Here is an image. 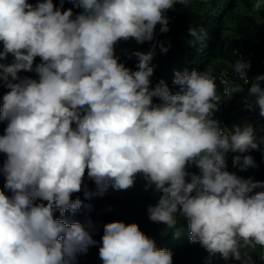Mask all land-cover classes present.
I'll list each match as a JSON object with an SVG mask.
<instances>
[{"label":"clouds","instance_id":"clouds-1","mask_svg":"<svg viewBox=\"0 0 264 264\" xmlns=\"http://www.w3.org/2000/svg\"><path fill=\"white\" fill-rule=\"evenodd\" d=\"M65 2L0 0V87L8 89L0 98V176L11 193L0 190V264H76L97 242L82 223L55 213L84 206L73 194L127 190L137 175L157 198L147 208L151 222L175 229L180 217L189 240L210 257L255 264L242 249H264V181L230 172L227 157L234 154L240 171L255 168L245 153L262 151L264 137L252 124L228 131L214 118L244 87L222 81V97L216 77L195 68L174 72L176 92L163 79L152 86L156 48L170 47L156 40L157 25L167 33V13L191 0H67V9ZM262 9L264 0H256L253 11ZM203 32L188 28L190 46ZM129 40L150 42L131 53L135 68L116 55ZM250 67L234 62L254 97L245 107L264 118V75L250 80ZM99 257L103 264H173L169 249L122 221L103 225Z\"/></svg>","mask_w":264,"mask_h":264},{"label":"trees","instance_id":"trees-1","mask_svg":"<svg viewBox=\"0 0 264 264\" xmlns=\"http://www.w3.org/2000/svg\"><path fill=\"white\" fill-rule=\"evenodd\" d=\"M242 1V0H241ZM34 3L35 0H29ZM58 4L59 0H54ZM242 2L240 0H191L188 7L176 4L174 10H170L167 15L171 17L169 31L167 33L159 32L157 25L156 40L162 42L165 47H169L167 53H162L160 48H156V55L152 61L156 65L154 74L151 77L154 87L163 79L169 88L176 92L178 86L173 84L174 72L188 69H197L198 71H207L216 77L217 92L219 86L217 82L218 71L227 66V62L232 61L231 51L233 48L241 50L246 60L253 62L255 58L264 51V24L259 23L257 18L250 13L241 12ZM65 9L72 8V4L67 0ZM74 13L79 9H73ZM203 28L202 42L190 46L188 43L192 38L189 37L188 28ZM150 42L138 44L135 40L120 41L116 45V55L120 61L130 68H135L136 58L131 53L147 51ZM2 50V45H0ZM12 59L8 57V62ZM39 63V58H36ZM20 75L31 76L35 78L34 73H24ZM257 75H264L261 72ZM244 91L235 94L236 103L226 114V122L232 129L233 125L241 127L252 124L255 127L257 138L264 137V118L259 116V109L255 111L245 107V98L248 102L253 99L248 97L247 88ZM264 87V81H261ZM8 89L0 87V98ZM5 123H0V135L3 134ZM261 150L264 151V144H261ZM252 150L246 155H251L255 162V168H249L246 171H240L238 167H233L232 157L234 154H228L227 164L230 172L236 173L243 178L251 177L254 180L264 181V152ZM5 159L0 154V165ZM190 172L199 174V170L192 166ZM88 189L95 192V185L91 181H85ZM4 178L0 176V190H4L6 195H11L3 188ZM260 189H257V191ZM79 197L83 201L81 209L75 213H66L61 217L59 212L55 213L56 218L65 219L69 222H80L92 234L97 242L95 246H90L86 254H78L76 264H103L99 257V248L101 246V237L103 235V225L112 221H122L126 224L137 223L142 232L152 238L154 229H159V233L153 239L157 247L167 248L173 254V264H240L234 259L224 260L219 254L210 257L209 253L197 242L192 243L189 240V231L186 222L177 217V226L175 229H167L163 224L153 223L148 219L147 208L149 205H155L157 198L151 190H145V180L143 176L137 175L134 186L127 190H117L111 186L106 192L100 195H93L88 198L84 193L73 194L72 199ZM91 206V207H89ZM258 253L248 252L252 256L255 264H264V249L256 246Z\"/></svg>","mask_w":264,"mask_h":264},{"label":"built area","instance_id":"built-area-1","mask_svg":"<svg viewBox=\"0 0 264 264\" xmlns=\"http://www.w3.org/2000/svg\"><path fill=\"white\" fill-rule=\"evenodd\" d=\"M231 57L232 61L230 62L229 66L222 67L217 74V82L219 86V95L223 97L224 89L226 87L225 83H222V81L228 82V84H240L244 86H248V84H245V78H242L234 71V62L237 59H244L246 60V57L244 53L237 49L233 48L231 51ZM264 74V51L261 52L253 62H251V67L247 70V76L250 80L254 79L258 73ZM236 97L233 95L231 99H225L223 100L219 105V111H217L214 114V118L219 120L222 126L228 127V131H231L232 129L229 127V125L226 122V114L230 108H232L236 103Z\"/></svg>","mask_w":264,"mask_h":264},{"label":"rangeland","instance_id":"rangeland-1","mask_svg":"<svg viewBox=\"0 0 264 264\" xmlns=\"http://www.w3.org/2000/svg\"><path fill=\"white\" fill-rule=\"evenodd\" d=\"M222 1V0H221ZM242 2V6L240 8V11L241 12H247V13H250L252 14L253 16H255L257 18V20L259 21V23L261 24H264V9L262 10H256V11H253V5L256 3V0H240V3ZM227 66L230 65V62H227L226 64ZM226 67V66H224ZM254 97H251V99H253ZM154 234L152 235V238H154L155 236L158 235L159 233V229H154ZM253 252V253H258V250L255 248H252V247H248L246 249H242V253L243 252Z\"/></svg>","mask_w":264,"mask_h":264}]
</instances>
